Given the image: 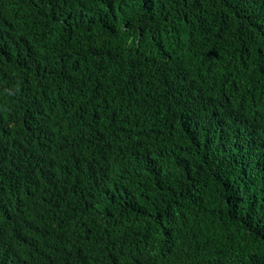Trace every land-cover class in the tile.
Returning <instances> with one entry per match:
<instances>
[{
	"label": "trees",
	"instance_id": "trees-1",
	"mask_svg": "<svg viewBox=\"0 0 264 264\" xmlns=\"http://www.w3.org/2000/svg\"><path fill=\"white\" fill-rule=\"evenodd\" d=\"M0 264H264V0H0Z\"/></svg>",
	"mask_w": 264,
	"mask_h": 264
}]
</instances>
